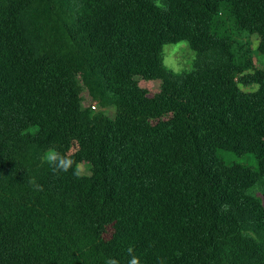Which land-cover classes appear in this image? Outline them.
<instances>
[{
  "label": "trees",
  "instance_id": "obj_1",
  "mask_svg": "<svg viewBox=\"0 0 264 264\" xmlns=\"http://www.w3.org/2000/svg\"><path fill=\"white\" fill-rule=\"evenodd\" d=\"M182 41L197 58L176 72L165 46ZM254 41L264 56V0H0V264H128L129 247L140 264H264ZM49 148L91 173H54Z\"/></svg>",
  "mask_w": 264,
  "mask_h": 264
},
{
  "label": "rangeland",
  "instance_id": "obj_2",
  "mask_svg": "<svg viewBox=\"0 0 264 264\" xmlns=\"http://www.w3.org/2000/svg\"><path fill=\"white\" fill-rule=\"evenodd\" d=\"M165 63L176 72H183L192 69L196 62V52L190 47L187 41H182L175 44H167L165 46ZM254 55L256 62L259 61L264 67V56L259 55L257 51V41H254ZM142 85L145 87H149L152 90H157L159 88L158 82H144L142 81ZM240 87L245 92H252L258 88L257 84H245L240 82ZM96 107H93L94 112H99L104 110L106 114L110 116H114L116 112V108L114 106H106L102 107L99 103L96 102ZM222 158H224L229 163H243L250 166L257 167L258 161L257 158L250 154L244 156H238L237 154L229 151H222L220 154ZM81 173L85 175H89L91 170L89 166L85 164H81Z\"/></svg>",
  "mask_w": 264,
  "mask_h": 264
},
{
  "label": "clouds",
  "instance_id": "obj_3",
  "mask_svg": "<svg viewBox=\"0 0 264 264\" xmlns=\"http://www.w3.org/2000/svg\"><path fill=\"white\" fill-rule=\"evenodd\" d=\"M42 160L52 168L54 173H68L71 171L74 176L78 178L81 176V162L76 161L71 155L62 153L55 148H49L45 151ZM29 184L33 191L42 192L44 190L43 185L37 183L35 179L29 180ZM128 253L131 256L128 264H140L139 258L132 255V247L128 248ZM105 264H120V262L116 258L109 257L105 260ZM160 264H163V261H160Z\"/></svg>",
  "mask_w": 264,
  "mask_h": 264
},
{
  "label": "built area",
  "instance_id": "obj_4",
  "mask_svg": "<svg viewBox=\"0 0 264 264\" xmlns=\"http://www.w3.org/2000/svg\"><path fill=\"white\" fill-rule=\"evenodd\" d=\"M94 107H96V106H94Z\"/></svg>",
  "mask_w": 264,
  "mask_h": 264
}]
</instances>
